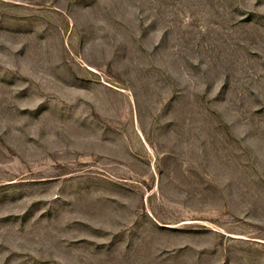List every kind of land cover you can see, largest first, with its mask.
<instances>
[{"label":"rangeland","instance_id":"obj_1","mask_svg":"<svg viewBox=\"0 0 264 264\" xmlns=\"http://www.w3.org/2000/svg\"><path fill=\"white\" fill-rule=\"evenodd\" d=\"M0 264H264V0H0Z\"/></svg>","mask_w":264,"mask_h":264}]
</instances>
